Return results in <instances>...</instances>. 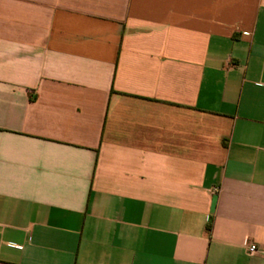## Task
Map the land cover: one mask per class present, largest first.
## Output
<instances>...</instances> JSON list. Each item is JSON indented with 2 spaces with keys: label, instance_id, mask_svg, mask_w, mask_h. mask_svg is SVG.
Masks as SVG:
<instances>
[{
  "label": "crops",
  "instance_id": "0c3cea01",
  "mask_svg": "<svg viewBox=\"0 0 264 264\" xmlns=\"http://www.w3.org/2000/svg\"><path fill=\"white\" fill-rule=\"evenodd\" d=\"M0 264H264V0H0Z\"/></svg>",
  "mask_w": 264,
  "mask_h": 264
},
{
  "label": "built area",
  "instance_id": "2783aa9c",
  "mask_svg": "<svg viewBox=\"0 0 264 264\" xmlns=\"http://www.w3.org/2000/svg\"><path fill=\"white\" fill-rule=\"evenodd\" d=\"M248 254L252 255L257 252V248L254 244H244Z\"/></svg>",
  "mask_w": 264,
  "mask_h": 264
}]
</instances>
